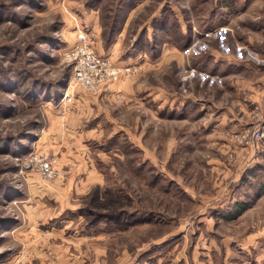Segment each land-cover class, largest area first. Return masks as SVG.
<instances>
[{
	"label": "rangeland",
	"instance_id": "1",
	"mask_svg": "<svg viewBox=\"0 0 264 264\" xmlns=\"http://www.w3.org/2000/svg\"><path fill=\"white\" fill-rule=\"evenodd\" d=\"M263 125L264 0H0V262L264 264Z\"/></svg>",
	"mask_w": 264,
	"mask_h": 264
},
{
	"label": "built area",
	"instance_id": "2",
	"mask_svg": "<svg viewBox=\"0 0 264 264\" xmlns=\"http://www.w3.org/2000/svg\"><path fill=\"white\" fill-rule=\"evenodd\" d=\"M93 35L92 30L79 28L74 45L65 53L66 59L73 65V78L65 92V97H70V88H74L77 84L93 93H99L111 82L131 77L136 72L135 66H121L111 55L97 52L92 42ZM254 134L256 139H264V125L256 129ZM33 162L45 178L54 179L58 176L51 158L36 154L33 156ZM0 264L9 263L0 262Z\"/></svg>",
	"mask_w": 264,
	"mask_h": 264
},
{
	"label": "trees",
	"instance_id": "3",
	"mask_svg": "<svg viewBox=\"0 0 264 264\" xmlns=\"http://www.w3.org/2000/svg\"><path fill=\"white\" fill-rule=\"evenodd\" d=\"M247 208L248 205H245L243 202H239L235 205V210H233L230 214L227 215V218H235L241 215Z\"/></svg>",
	"mask_w": 264,
	"mask_h": 264
},
{
	"label": "crops",
	"instance_id": "4",
	"mask_svg": "<svg viewBox=\"0 0 264 264\" xmlns=\"http://www.w3.org/2000/svg\"><path fill=\"white\" fill-rule=\"evenodd\" d=\"M130 82V80H124V81H121V82H111L109 85H108V87L107 88H105V91H108L109 89L112 91V90H114V89H116V87H118L119 85H124V87L125 86H127L128 85V83ZM125 89V88H124ZM50 244V243H49ZM49 246H51V244L49 245ZM48 246V247H49ZM52 248V247H51ZM49 249H50V247H49ZM41 254L40 255H43V256H45L47 253H42V252H40ZM47 256V255H46Z\"/></svg>",
	"mask_w": 264,
	"mask_h": 264
}]
</instances>
